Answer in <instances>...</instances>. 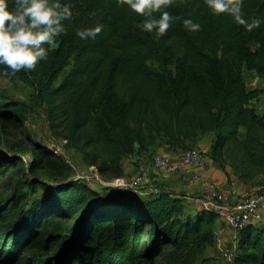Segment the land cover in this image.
I'll list each match as a JSON object with an SVG mask.
<instances>
[{
	"label": "trees",
	"instance_id": "16d2710c",
	"mask_svg": "<svg viewBox=\"0 0 264 264\" xmlns=\"http://www.w3.org/2000/svg\"><path fill=\"white\" fill-rule=\"evenodd\" d=\"M64 2L73 17L47 59L30 72L0 66L2 75L36 80L55 137L98 174L117 180L124 158L147 153L161 138L184 149L214 134L211 158L241 183L264 189V119L251 106L264 90H248L244 81L246 70L264 82V0H242L243 18L262 21L252 31L226 14L213 15L204 0H173L167 10L179 19L159 40L136 27L142 17L117 0ZM186 18L200 31L186 30ZM78 28L100 35L81 40ZM27 112L21 104L0 108V145L7 151H0V264H155L162 258L197 264L214 248L216 213L188 215L181 198L164 190L140 197L101 193L71 180L72 166L24 130L26 139H9L24 129ZM24 155L31 156L32 178L15 181L25 172ZM233 263L264 264V224L240 231Z\"/></svg>",
	"mask_w": 264,
	"mask_h": 264
},
{
	"label": "clouds",
	"instance_id": "9594fccd",
	"mask_svg": "<svg viewBox=\"0 0 264 264\" xmlns=\"http://www.w3.org/2000/svg\"><path fill=\"white\" fill-rule=\"evenodd\" d=\"M204 3L213 15L226 14L247 31L259 28L262 23L257 18L250 21L243 18L242 0H204ZM117 4L127 5L132 13L142 17L136 27L154 33L157 40L179 19L167 10L173 0H117ZM72 17L73 6L64 0H0V66L13 74L34 70L40 61L47 59L57 37L66 34L64 22H70ZM182 23L190 32L201 29L190 18ZM99 35L98 30L89 28L76 30L81 40H94Z\"/></svg>",
	"mask_w": 264,
	"mask_h": 264
},
{
	"label": "rangeland",
	"instance_id": "374dc122",
	"mask_svg": "<svg viewBox=\"0 0 264 264\" xmlns=\"http://www.w3.org/2000/svg\"><path fill=\"white\" fill-rule=\"evenodd\" d=\"M56 47L57 46L54 45L52 47V50L56 49ZM150 66L155 70H160L159 65L154 61L150 63ZM70 69L71 65H69L62 71L58 80L55 82L54 87L58 86L64 80ZM244 81L248 90H264V82L255 73L247 72L246 70H244ZM13 104H21L27 106L28 112L24 129L14 130L15 136L9 139H26L24 132H21L24 130L30 136V138L38 142L47 150L53 151L55 154L62 156L65 161H67L72 166L73 173L70 177L71 180H79L81 182H85L89 184L93 189L100 191L101 193L104 191H107L108 193H113L115 191L116 193V191L119 190L116 189V186H114V181L110 180L108 177L98 174L95 168L87 165L80 153L76 152L75 150L69 149L62 139H59L53 135L47 120V107L39 96L38 84L35 79H30L29 82H24L16 76H6L0 74V108L5 109ZM251 106L256 109L259 116L264 119V96H261L257 100L253 101L251 103ZM212 137L213 134H208L202 137L201 140L205 145L204 147L211 143V141L213 140ZM239 137L243 140V138L245 137L244 130L240 131ZM162 141L164 140L161 139V142ZM195 142H197V140L193 143H185V147L183 149L184 152L196 150ZM10 143H12V140L10 141ZM0 151H5L2 145H0ZM5 153H7V151H5ZM19 157L23 159L25 172L23 175H17L15 177V181H18L26 176L28 178H32V176L29 174L31 156L24 155ZM39 177L42 180H46L48 183L52 184V182L49 181L48 178L44 176ZM128 177L129 176H127V178ZM151 184L153 185V183ZM117 193L118 195L125 194L121 190H119ZM37 198L38 197H33L31 201L33 202L37 200ZM74 219L66 222L65 234L69 235L71 233ZM218 262H222L220 264H234L230 259L219 256L218 252L215 249L208 250L206 254L198 260L197 264H217ZM32 263L33 260L28 259L25 264ZM155 264H167V261L162 258L159 259Z\"/></svg>",
	"mask_w": 264,
	"mask_h": 264
},
{
	"label": "crops",
	"instance_id": "0c3cea01",
	"mask_svg": "<svg viewBox=\"0 0 264 264\" xmlns=\"http://www.w3.org/2000/svg\"><path fill=\"white\" fill-rule=\"evenodd\" d=\"M161 139L164 141L161 142ZM161 139H159L147 153L139 155L136 151L133 155L124 158L122 161V168L124 171L123 177L124 179L130 180L139 166L145 167L149 171L151 183H153L156 189L159 191L164 190L176 193L183 202L185 212L188 215H195L202 211V209L196 205L191 198L205 196L208 193L209 189L206 186V182L199 177V171L197 169H186L184 174L180 176H161L153 166V158L155 156H160L168 159L171 163L179 164L182 159V154L184 153L183 149L170 147L166 139ZM201 139L202 137L197 139L195 147L205 155L204 171L206 172L207 180L212 181L219 187L223 196L226 198L223 204L232 205L236 201L253 198L264 193L262 187L241 183L229 167H222L211 158L214 134L212 137L213 140L206 147H204L205 145ZM127 176L129 177L127 178ZM233 193L234 197H232ZM216 233L220 234L224 239H229L232 231L224 221L217 218L215 224V234ZM212 249H215L219 256L225 258L218 247L214 246ZM220 263L222 262H218L217 264Z\"/></svg>",
	"mask_w": 264,
	"mask_h": 264
},
{
	"label": "built area",
	"instance_id": "2783aa9c",
	"mask_svg": "<svg viewBox=\"0 0 264 264\" xmlns=\"http://www.w3.org/2000/svg\"><path fill=\"white\" fill-rule=\"evenodd\" d=\"M153 166L163 177L183 175L186 169H197L199 171V177L205 180L209 191L205 196L194 197L191 200L202 210L216 213L218 219H221L230 227L232 233L229 239H224L220 234H215V246L219 248L225 258L233 261L238 249L239 233L242 229L248 225L264 224V193L253 198L236 201L232 205L223 204L226 198L219 187L212 181L207 180L204 171L205 155L202 151L196 149L184 152L179 164L155 156ZM115 182L123 183L125 181L122 178L115 180ZM128 185L131 189L139 192L140 196L159 193V190L151 184L149 171L143 166L137 168ZM232 197H234V193Z\"/></svg>",
	"mask_w": 264,
	"mask_h": 264
},
{
	"label": "water",
	"instance_id": "95a60500",
	"mask_svg": "<svg viewBox=\"0 0 264 264\" xmlns=\"http://www.w3.org/2000/svg\"><path fill=\"white\" fill-rule=\"evenodd\" d=\"M114 181L113 184L115 186H117V188L121 191H123L124 193L128 194V195H134V196H137L139 197L141 194L133 189L130 188V185L129 184V180H124L125 182L123 183H116L115 180H112Z\"/></svg>",
	"mask_w": 264,
	"mask_h": 264
}]
</instances>
